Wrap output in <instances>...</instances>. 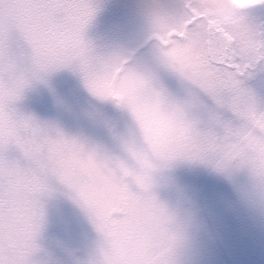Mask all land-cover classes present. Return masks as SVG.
<instances>
[{
	"label": "snow or ice",
	"instance_id": "obj_1",
	"mask_svg": "<svg viewBox=\"0 0 264 264\" xmlns=\"http://www.w3.org/2000/svg\"><path fill=\"white\" fill-rule=\"evenodd\" d=\"M264 0H0V264H240L264 244Z\"/></svg>",
	"mask_w": 264,
	"mask_h": 264
},
{
	"label": "flooded vegetation",
	"instance_id": "obj_2",
	"mask_svg": "<svg viewBox=\"0 0 264 264\" xmlns=\"http://www.w3.org/2000/svg\"><path fill=\"white\" fill-rule=\"evenodd\" d=\"M237 260L240 264H264V244H255L252 247L242 248Z\"/></svg>",
	"mask_w": 264,
	"mask_h": 264
},
{
	"label": "rangeland",
	"instance_id": "obj_3",
	"mask_svg": "<svg viewBox=\"0 0 264 264\" xmlns=\"http://www.w3.org/2000/svg\"><path fill=\"white\" fill-rule=\"evenodd\" d=\"M261 11V14H264V10H260Z\"/></svg>",
	"mask_w": 264,
	"mask_h": 264
}]
</instances>
